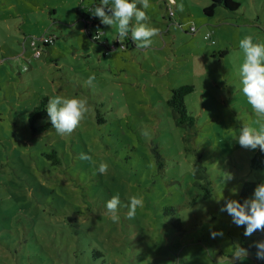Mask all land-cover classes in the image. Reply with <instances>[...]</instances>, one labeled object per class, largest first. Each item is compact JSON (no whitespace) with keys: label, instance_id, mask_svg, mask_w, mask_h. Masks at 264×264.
<instances>
[{"label":"rangeland","instance_id":"obj_1","mask_svg":"<svg viewBox=\"0 0 264 264\" xmlns=\"http://www.w3.org/2000/svg\"><path fill=\"white\" fill-rule=\"evenodd\" d=\"M94 1L0 0V264H264L257 248L234 257L259 231L245 236L221 211L264 183L250 166L258 147L234 138L244 122L264 125L242 92L239 47L249 34L264 42V0L212 15L209 0H149L159 35L148 48L130 32L120 41L116 25L90 38L79 9ZM42 35L53 40L33 48ZM183 84L194 87L184 96L191 126L166 102ZM56 95L86 98V118L71 135L32 134L29 112ZM52 149L59 164L45 156ZM117 194L113 222L106 203ZM136 194L144 206L129 219Z\"/></svg>","mask_w":264,"mask_h":264},{"label":"clouds","instance_id":"obj_2","mask_svg":"<svg viewBox=\"0 0 264 264\" xmlns=\"http://www.w3.org/2000/svg\"><path fill=\"white\" fill-rule=\"evenodd\" d=\"M151 7L149 0H101V5L95 7L93 15L98 17L102 24L117 26L119 40L123 42L131 33V39L138 48H148L153 43V38L159 35V29L148 23L147 10ZM183 10V5H177ZM133 19L135 25H132ZM239 47L243 52V62L240 66V78L243 85L242 92L247 98L256 116L264 119V42L257 40L253 35H246L239 41ZM95 80L93 74L88 78L91 84ZM86 98L65 97L56 95L49 98L47 113L52 128L60 136L71 135L89 112ZM260 121L258 120L257 123ZM143 135H148L145 130ZM241 147L255 150L257 147L264 151V125L259 130L244 122L234 137ZM91 151V149L89 150ZM81 160L94 162L93 156L81 153ZM109 165L101 162L98 165V173L103 175ZM230 178V177H228ZM121 205L119 194L111 197L106 203L107 211L111 214L113 222H119L118 209ZM144 197L136 194L129 198L127 217L134 219L138 208H143ZM221 211H226L232 222L237 226H246L244 235L251 236L256 231L264 232V183L259 184L253 197L243 203L236 200H227ZM222 233H212V236ZM257 259L264 260V241L256 243ZM246 249L239 248L235 258L246 257Z\"/></svg>","mask_w":264,"mask_h":264},{"label":"trees","instance_id":"obj_3","mask_svg":"<svg viewBox=\"0 0 264 264\" xmlns=\"http://www.w3.org/2000/svg\"><path fill=\"white\" fill-rule=\"evenodd\" d=\"M210 4L204 8V13L206 15H212L214 9L218 6H221L229 11L237 10L239 7V3L234 0H209ZM101 3L98 1L92 2L88 8H80L79 15L81 19L84 21V30L87 32L88 36L91 38V30L102 29L103 24L100 19L93 15L94 9L97 6H100ZM168 16L169 10L166 8ZM196 29V28H195ZM190 30V28H189ZM191 31V30H190ZM196 31V30H195ZM191 31V32H195ZM96 36L99 35L98 31H96ZM204 38V36H203ZM128 43L131 39H128ZM48 43H45L43 46H46ZM194 89L193 85L183 84L171 90L170 97L166 101L168 106L171 107L172 111L177 115L176 116V124L177 125H193V117L188 115L187 109L184 102V96L192 92ZM47 104L48 97H42L38 103L32 108V110L28 114V122L30 123V129L32 134L37 135L47 129H49L52 125L50 121H45L39 126H36L37 121L44 120L47 118ZM45 156L51 160L52 165L59 164V157L56 154V151L52 149L50 152L45 153ZM250 166L254 169H260L264 171V151H261L259 147L254 151L252 157L250 158ZM255 188V184L251 183V188ZM260 242L264 241V232L259 231ZM242 249L246 250H254L255 246H249L246 244L241 245Z\"/></svg>","mask_w":264,"mask_h":264},{"label":"built area","instance_id":"obj_4","mask_svg":"<svg viewBox=\"0 0 264 264\" xmlns=\"http://www.w3.org/2000/svg\"><path fill=\"white\" fill-rule=\"evenodd\" d=\"M170 1H173V3H174V0H170ZM168 10H169V14H172V11H171V9L170 8H168ZM190 30L191 31H195L196 29H195V27H190ZM204 39H209V35L208 34H205L204 35ZM53 39H52V37L51 36H46V35H42V36H40V37H32L31 38V42H30V44H31V46L33 47V48H35V49H39L40 48V45H44L45 43H48V42H50V41H52ZM212 42V41H211ZM49 44V43H48ZM36 54H38V52L36 53Z\"/></svg>","mask_w":264,"mask_h":264},{"label":"crops","instance_id":"obj_5","mask_svg":"<svg viewBox=\"0 0 264 264\" xmlns=\"http://www.w3.org/2000/svg\"><path fill=\"white\" fill-rule=\"evenodd\" d=\"M174 3H175V0H174ZM167 6H168V5L165 4V7H166V8H168Z\"/></svg>","mask_w":264,"mask_h":264}]
</instances>
